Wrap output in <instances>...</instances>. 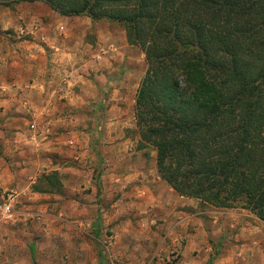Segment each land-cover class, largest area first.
<instances>
[{"label":"rangeland","instance_id":"obj_1","mask_svg":"<svg viewBox=\"0 0 264 264\" xmlns=\"http://www.w3.org/2000/svg\"><path fill=\"white\" fill-rule=\"evenodd\" d=\"M57 41L74 52L63 58ZM0 49L24 53L29 63L42 52L48 68L45 83L36 72V86L16 88L32 102L3 136L23 144L14 164L24 160L30 163L22 166L31 168L19 183L7 176L0 186V204L13 194V215H0L3 258L23 256L29 264H264V220L242 200L216 207L179 195L158 175L155 147L139 139L134 114L147 62L141 48L128 43L123 23L60 15L42 1L0 5ZM104 130L112 134L104 136ZM50 174L51 183L44 178ZM19 237L28 242L24 251L15 247ZM114 240L123 257L107 256ZM130 251L134 262L125 263Z\"/></svg>","mask_w":264,"mask_h":264},{"label":"trees","instance_id":"obj_2","mask_svg":"<svg viewBox=\"0 0 264 264\" xmlns=\"http://www.w3.org/2000/svg\"><path fill=\"white\" fill-rule=\"evenodd\" d=\"M20 1L123 23L147 62L134 114L158 175L179 195L216 207L242 200L264 220V0L0 5ZM52 174L44 175L50 183Z\"/></svg>","mask_w":264,"mask_h":264},{"label":"crops","instance_id":"obj_3","mask_svg":"<svg viewBox=\"0 0 264 264\" xmlns=\"http://www.w3.org/2000/svg\"><path fill=\"white\" fill-rule=\"evenodd\" d=\"M27 28L29 29V26ZM41 38L45 39L43 36H41ZM55 48H59V53L60 54L62 53L61 56L63 58L65 54L67 56V54L69 55L70 53L74 52L73 51L74 48L72 46L71 47H64L63 45L61 46L60 42L58 41H57ZM63 48H67L69 50L63 51ZM32 53L28 52L29 55ZM41 53L42 52L38 54L39 56L38 61L34 60L33 63H29L32 61L27 62L21 58V56L24 57L23 55L24 53H18L16 52V50L14 51V50L0 49V71H1L0 73V186L1 187L6 183L7 176H9L10 180L17 181L19 183V181H21L22 178H27L28 176L27 173L31 169V168H27V167L25 168L22 166L23 163L25 165H28L30 163V162H24V160L22 162H19L18 164H14L15 160L21 159L17 157V154L18 153L22 154L25 151L24 148L22 147L23 144L21 145H19L18 143L13 144V142L12 144H10L11 141H9L8 139H4L3 136H5L7 133H11L13 129H15V126H16L15 123L17 122L19 118L18 115H21L22 113H26L29 110V107L26 104H29L32 102L31 100H26V101L22 100L23 97L18 96L16 94V88L21 86L20 84H23V83L24 84L26 83L25 86H29V87L36 86L37 79L34 78L35 76H37L36 72L42 75L41 80L45 83V74L47 73L48 68L46 65H43L41 61L43 57ZM58 54L53 55L54 57H52V59L54 61H57L56 57L59 56ZM57 65L59 67H57L56 69L60 70L62 66L61 63L58 62ZM22 71L27 72V75L25 77L22 76L21 74ZM21 104H23V106H21ZM104 131H105L103 132L104 136H110L112 134V132L110 134L109 130H104ZM17 165H19V168H20L19 170L17 169ZM23 209L26 210V208L24 207L21 208L20 210H23ZM20 210H18V212H20ZM95 226L98 227L99 229V230H95V236L97 237L100 234V228L98 224H95ZM18 231L22 232L24 231V229L18 228ZM14 241H15V244L18 243V245H15V247L20 249L19 251H21L22 249L24 251V247H28V242H26L21 237L15 239ZM115 242L116 240H114L113 242L109 241L108 245L110 247H109V250H108L109 252L107 256L110 258L123 257L122 254L117 249L114 248ZM115 252H117V254ZM2 256L3 255L0 254V257H1L0 264H29L28 259L26 258L24 259L23 256H20L17 258L16 256H12L11 254V256H6V257L4 256L6 259L3 258ZM127 256L129 259H127L126 261L122 258H119V259H121L122 261H125V263L134 262L133 260L135 256L134 254L131 253V251L127 253V255L124 258H127ZM185 256L186 254L185 255L183 254V260ZM10 257H14V258L16 257V259H10ZM113 264L115 263L113 262Z\"/></svg>","mask_w":264,"mask_h":264},{"label":"built area","instance_id":"obj_4","mask_svg":"<svg viewBox=\"0 0 264 264\" xmlns=\"http://www.w3.org/2000/svg\"><path fill=\"white\" fill-rule=\"evenodd\" d=\"M34 124L31 123L30 124V129H34ZM13 194L8 193L7 194V198L0 204V215L2 217H10L11 215H13L12 212V198Z\"/></svg>","mask_w":264,"mask_h":264}]
</instances>
